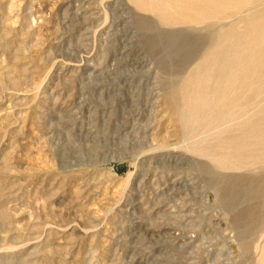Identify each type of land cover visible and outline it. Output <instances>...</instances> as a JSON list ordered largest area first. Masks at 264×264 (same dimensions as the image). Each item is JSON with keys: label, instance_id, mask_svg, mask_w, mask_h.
Segmentation results:
<instances>
[{"label": "rangeland", "instance_id": "obj_1", "mask_svg": "<svg viewBox=\"0 0 264 264\" xmlns=\"http://www.w3.org/2000/svg\"><path fill=\"white\" fill-rule=\"evenodd\" d=\"M263 11L256 0L223 23L241 30ZM136 15L149 16L128 0H0V264H160L169 243L174 264H258L264 215L239 224V208L219 204L191 168L206 160L190 148L226 127L177 137L152 61L134 40L132 54L120 52ZM97 82L117 88L91 93ZM250 96L243 88V123L264 108V93ZM108 105L133 114L126 128L114 120L119 138L98 129ZM253 175L264 179V164L243 169V184ZM145 235L158 245L134 248Z\"/></svg>", "mask_w": 264, "mask_h": 264}, {"label": "bare ground", "instance_id": "obj_2", "mask_svg": "<svg viewBox=\"0 0 264 264\" xmlns=\"http://www.w3.org/2000/svg\"><path fill=\"white\" fill-rule=\"evenodd\" d=\"M128 1L135 9L149 16L136 15L125 19V30L120 34L123 40L119 46L120 52L127 57L132 52L130 47L134 40L152 61L153 70L158 73L167 91L169 118L177 137L181 139L199 130L226 127L220 138L190 148L193 158L206 160L200 163L194 160L196 164H192L191 168L197 171L205 184L212 186L219 204L231 203L233 209L239 208L236 214L239 224H243L246 215L262 217L264 179L253 175L243 184V169L264 164V108L256 110L252 118L243 123V106L249 102L248 97H243V88H250L251 96L264 93V85L255 83V75L264 74V11L245 20L244 28L242 26L240 30L223 22L251 7L256 0ZM241 23L243 25V20ZM128 29L137 34L136 40L126 36ZM94 78L98 79L97 76ZM114 86L111 84L105 88L104 84L97 82L90 91L97 92L101 87L103 92H107L115 90L117 86ZM112 97L116 105H126L128 100L120 99L117 95ZM100 107L106 106L97 103L92 112V118L96 121L94 124L97 125ZM108 107L111 112L106 114L104 120L107 126H98V129L105 130L104 138H119V129L113 128L114 120L119 117L120 129L126 128L133 114L125 109L115 112L116 107ZM75 121L68 112L64 114L68 129ZM232 122L235 123L232 127L226 126ZM94 127L91 126L89 130L94 131ZM71 137L70 133L66 134L67 144L72 142ZM243 204H246L245 209ZM156 231L160 234L165 228L159 227ZM146 243L158 245L145 235V239L136 241L134 248H144ZM170 244L167 256L159 259L160 264H174L171 262L174 251ZM157 262L155 260L149 264ZM263 263L264 250L258 264Z\"/></svg>", "mask_w": 264, "mask_h": 264}]
</instances>
